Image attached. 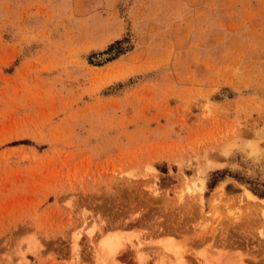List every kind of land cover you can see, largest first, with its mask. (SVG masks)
<instances>
[{
	"label": "rangeland",
	"instance_id": "obj_1",
	"mask_svg": "<svg viewBox=\"0 0 264 264\" xmlns=\"http://www.w3.org/2000/svg\"><path fill=\"white\" fill-rule=\"evenodd\" d=\"M208 260L264 264V0H0V264Z\"/></svg>",
	"mask_w": 264,
	"mask_h": 264
},
{
	"label": "bare ground",
	"instance_id": "obj_2",
	"mask_svg": "<svg viewBox=\"0 0 264 264\" xmlns=\"http://www.w3.org/2000/svg\"><path fill=\"white\" fill-rule=\"evenodd\" d=\"M195 183V182H194ZM245 194H246V197H248L249 199H256V197L250 192V191H248V190H245ZM117 243H119V240L118 239H116V238H114V237H109V238H107V239H105V240H102V243H101V248L100 249H104V250H106L107 252H109V253H112V251H113V249H114V247H115V245L117 244ZM169 244H171V243H169ZM168 244V245H169ZM167 247V246H166ZM99 249V250H100ZM169 250V249H168ZM102 250H100V252H101ZM201 253H202V251H201ZM211 253V252H210ZM221 253V252H220ZM99 254V253H98ZM100 254H102V253H100ZM99 254V256H97V253H96V255H95V258L96 257H100L101 255ZM103 254H104V252H103ZM195 254V253H194ZM204 254H205V252H204ZM185 255V254H184ZM175 256V255H174ZM202 256V255H201ZM201 256H200V258H201ZM205 256H206V254H205ZM208 256V255H207ZM206 256V257H207ZM212 256V255H211ZM204 258L203 259V261L205 260V259H207V258ZM101 259H100V261H102V259H103V255L100 257ZM210 258V257H209ZM98 259V258H97ZM96 259V260H97ZM105 259H106V257H105ZM104 259V260H105ZM210 260V259H209ZM207 261V262H204V263H208V264H210V263H212L211 261L213 260L212 258H211V261ZM106 261V260H105ZM109 261V260H108ZM214 261V260H213ZM217 261V260H216ZM237 261V260H236ZM104 262V261H103ZM210 262V263H209ZM215 262V261H214ZM213 262V263H214ZM108 263V262H107ZM235 263V262H234ZM96 264V263H95ZM176 264H182L181 262H177ZM191 264V263H190ZM240 264V263H239Z\"/></svg>",
	"mask_w": 264,
	"mask_h": 264
},
{
	"label": "trees",
	"instance_id": "obj_3",
	"mask_svg": "<svg viewBox=\"0 0 264 264\" xmlns=\"http://www.w3.org/2000/svg\"><path fill=\"white\" fill-rule=\"evenodd\" d=\"M251 192H252V193H255V194H257V193H256V192H254V190H252V189H251ZM257 195H258L259 197H261V196H262V194H257Z\"/></svg>",
	"mask_w": 264,
	"mask_h": 264
}]
</instances>
